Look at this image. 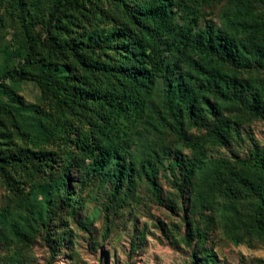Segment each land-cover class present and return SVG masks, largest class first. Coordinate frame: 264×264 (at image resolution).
I'll use <instances>...</instances> for the list:
<instances>
[{
    "label": "rangeland",
    "instance_id": "obj_1",
    "mask_svg": "<svg viewBox=\"0 0 264 264\" xmlns=\"http://www.w3.org/2000/svg\"><path fill=\"white\" fill-rule=\"evenodd\" d=\"M53 1L0 0V264H264V236L253 224L258 198L241 183L260 186L264 175L235 165L252 151L264 155V109L256 115L249 109L255 94L264 104V63L250 57L249 66L233 72L227 102L208 96L215 113L196 102L195 113L186 117L188 142L170 128L164 83L157 79L143 113L119 139L121 155L134 170L118 187L113 159L94 172L93 160L73 147L86 133L94 138V108L61 106L39 81L61 62L89 90L118 97L117 88L104 86L97 74L87 76L66 53L41 48L37 77H7L24 61L26 30L47 36ZM125 4L133 11L143 0H91L80 12H62L59 23L51 22L56 29L48 40L83 43L79 54L94 51L100 63L114 67L121 62L123 34L136 31ZM244 5L264 21V0H182L171 11L177 25L195 17V32L207 26L225 30L224 13ZM113 32L120 37L108 49L104 41ZM185 69L181 65L176 73ZM219 131L227 136L224 144L213 138ZM38 152L47 158L35 169ZM66 152L70 174L63 181ZM176 161L192 162L193 168L187 172ZM151 182L160 188L158 197Z\"/></svg>",
    "mask_w": 264,
    "mask_h": 264
},
{
    "label": "trees",
    "instance_id": "obj_2",
    "mask_svg": "<svg viewBox=\"0 0 264 264\" xmlns=\"http://www.w3.org/2000/svg\"><path fill=\"white\" fill-rule=\"evenodd\" d=\"M87 1L91 0H54L48 18L49 25L45 28L47 36L26 30L24 61L18 71L10 72L7 77L12 80L37 77L40 67L36 60V50L41 48L49 54L66 53L75 59L78 66L83 67L87 76L96 78L97 74L104 86L117 88L120 91L118 97H114L110 91L104 92L97 88L89 90L85 79L72 73L61 62L59 67L39 81L51 89L61 106L69 107L75 112L88 111L85 109L87 106L94 108V138L91 133H86L80 143L73 141V147L79 150L81 156L93 160L91 168L94 172L100 171L113 159L112 176L119 187L123 176L134 170L132 163H126L121 155L119 139L125 135L131 122L143 113L156 80L161 78L164 83V105L172 132L180 140L188 142L186 117L195 113L196 102L203 104L205 110L215 113L217 109L209 102L208 96L213 95L220 101L227 102L230 99L229 86L235 84L233 72L249 66L250 57L264 63V21L248 6H237L224 13L225 30L207 26L195 32V17L185 25H177L173 21L175 13L171 11V7L177 6L182 0H143V7L133 11L128 10L125 4L127 18L136 31L123 34L125 43L118 48L121 62L111 67L100 63L94 51L90 57L79 54L78 51H84L83 43L70 47L66 42L55 44L48 40L56 29L51 22L59 23V14L62 12L64 15L70 10L80 12ZM127 1L120 0L123 4ZM196 1L208 4L224 0ZM119 37L120 33L113 32L104 44L112 49ZM181 65L186 69L179 75L176 70L179 71ZM249 109L255 115L264 109L258 94L253 95ZM1 110L3 109L0 107ZM85 122H89L88 119ZM61 132L62 127L57 129V133ZM213 138L218 144H224L227 140L224 131L217 132ZM68 157L70 156L66 152L64 159L68 162L61 173L63 181L69 179L71 161ZM46 158L47 153L38 152L33 156V167L40 169ZM176 164L187 172L193 168L192 162L176 161ZM235 165L264 175V155L258 151H252L249 159H237ZM3 169V162H0V170ZM241 183L258 198L253 224L264 236V182L260 186L250 185L245 180H241ZM151 184L158 197L160 188L155 182Z\"/></svg>",
    "mask_w": 264,
    "mask_h": 264
}]
</instances>
